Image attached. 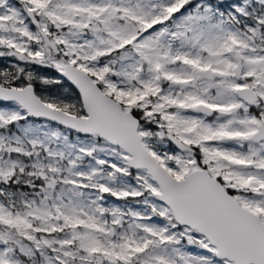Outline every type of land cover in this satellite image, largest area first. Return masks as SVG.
Masks as SVG:
<instances>
[{
    "label": "snow or ice",
    "instance_id": "1",
    "mask_svg": "<svg viewBox=\"0 0 264 264\" xmlns=\"http://www.w3.org/2000/svg\"><path fill=\"white\" fill-rule=\"evenodd\" d=\"M0 264H264V0H0Z\"/></svg>",
    "mask_w": 264,
    "mask_h": 264
}]
</instances>
